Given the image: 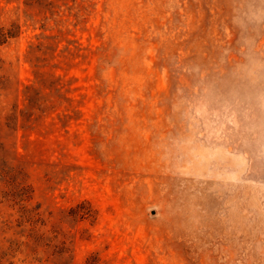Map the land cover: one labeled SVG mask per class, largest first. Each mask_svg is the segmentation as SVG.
I'll list each match as a JSON object with an SVG mask.
<instances>
[{
  "label": "rangeland",
  "instance_id": "obj_1",
  "mask_svg": "<svg viewBox=\"0 0 264 264\" xmlns=\"http://www.w3.org/2000/svg\"><path fill=\"white\" fill-rule=\"evenodd\" d=\"M0 264H264V0H0Z\"/></svg>",
  "mask_w": 264,
  "mask_h": 264
}]
</instances>
